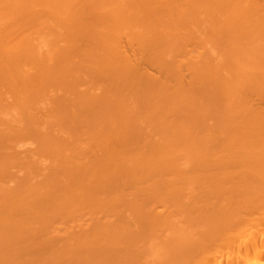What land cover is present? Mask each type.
<instances>
[{"label": "bare ground", "instance_id": "bare-ground-1", "mask_svg": "<svg viewBox=\"0 0 264 264\" xmlns=\"http://www.w3.org/2000/svg\"><path fill=\"white\" fill-rule=\"evenodd\" d=\"M0 264H264V0H0Z\"/></svg>", "mask_w": 264, "mask_h": 264}]
</instances>
